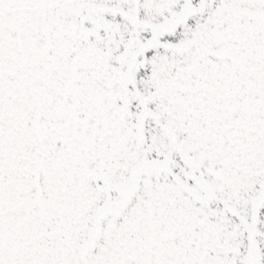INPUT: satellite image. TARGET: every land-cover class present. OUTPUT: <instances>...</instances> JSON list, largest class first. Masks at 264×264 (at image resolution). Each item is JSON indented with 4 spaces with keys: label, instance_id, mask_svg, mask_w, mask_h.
I'll return each mask as SVG.
<instances>
[{
    "label": "snow or ice",
    "instance_id": "snow-or-ice-1",
    "mask_svg": "<svg viewBox=\"0 0 264 264\" xmlns=\"http://www.w3.org/2000/svg\"><path fill=\"white\" fill-rule=\"evenodd\" d=\"M0 264H264V0H0Z\"/></svg>",
    "mask_w": 264,
    "mask_h": 264
}]
</instances>
